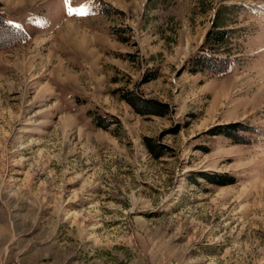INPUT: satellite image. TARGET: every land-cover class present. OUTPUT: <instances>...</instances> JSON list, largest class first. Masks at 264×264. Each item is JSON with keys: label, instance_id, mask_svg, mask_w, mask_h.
<instances>
[{"label": "rangeland", "instance_id": "obj_1", "mask_svg": "<svg viewBox=\"0 0 264 264\" xmlns=\"http://www.w3.org/2000/svg\"><path fill=\"white\" fill-rule=\"evenodd\" d=\"M234 1L264 9L0 0V264H264V13Z\"/></svg>", "mask_w": 264, "mask_h": 264}, {"label": "trees", "instance_id": "obj_2", "mask_svg": "<svg viewBox=\"0 0 264 264\" xmlns=\"http://www.w3.org/2000/svg\"><path fill=\"white\" fill-rule=\"evenodd\" d=\"M1 25H2V28L4 30V32H6V36H7V39H6V44L8 43H12L13 41H17V40H24L26 38V33L24 31H22V29L20 28H17V27H14L10 24H8L5 20V18L2 19L1 21ZM224 37V33L223 32H217L215 33V35L213 36V39L214 40H218V42H220V40H222ZM217 38V39H215ZM5 43L2 44V45H6ZM210 58V57H209ZM224 60L220 61L219 64H211V67L213 68V70L216 71V73H224L227 71V68L230 64V60L229 59H226V58H223ZM135 99L139 100L141 103H143L146 107L148 108H154V109H147L148 110V113L150 112H160V111H164L165 110V104L164 103H161L159 101H151V100H142L140 99L139 97H136L134 96ZM140 110V109H139ZM146 112V111H144ZM216 133V131H215ZM229 134V133H227ZM206 175L204 174V177Z\"/></svg>", "mask_w": 264, "mask_h": 264}, {"label": "crops", "instance_id": "obj_3", "mask_svg": "<svg viewBox=\"0 0 264 264\" xmlns=\"http://www.w3.org/2000/svg\"><path fill=\"white\" fill-rule=\"evenodd\" d=\"M261 4H257L256 6H254V2H250V1H234L232 2V5H226V7H224L226 10L228 8L229 12H232L234 13L235 15H240V19H243L245 21H248L250 20V22H255L256 23V26H257V17H254V11H261L264 13V9H260V8H257V7H260ZM264 7V6H263ZM261 17H264V14H262ZM222 19V20H221ZM253 19V20H251ZM218 20H220L219 22H217ZM217 21H216V27L214 28V30H223L224 31V37H223V40L226 39L227 35L230 34V30H226L224 29L225 27H228L225 25V22L223 21V17L218 15L217 17ZM221 25H225L224 27H222ZM233 28V27H231ZM237 30V28L235 29ZM242 30H245L246 32L249 31V27H243ZM238 61H239V58H235V57H232V64H231V67H235L237 64H238ZM257 62V61H256ZM260 64V63H258Z\"/></svg>", "mask_w": 264, "mask_h": 264}]
</instances>
